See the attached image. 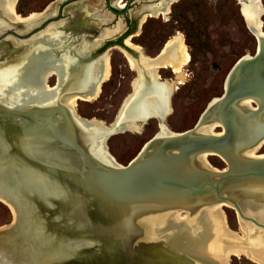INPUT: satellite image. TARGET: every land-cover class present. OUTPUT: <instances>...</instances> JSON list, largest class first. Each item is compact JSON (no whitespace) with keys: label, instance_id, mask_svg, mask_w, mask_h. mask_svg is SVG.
Wrapping results in <instances>:
<instances>
[{"label":"water","instance_id":"95a60500","mask_svg":"<svg viewBox=\"0 0 264 264\" xmlns=\"http://www.w3.org/2000/svg\"><path fill=\"white\" fill-rule=\"evenodd\" d=\"M50 8L17 19L15 9L0 7V77L8 73L25 91L37 42L21 37L45 22ZM244 23L256 40L255 54L234 64L223 94L184 132L166 129L172 94L157 80L159 69H144L147 56L131 47L120 50L135 62L139 87L108 125L80 117L73 107L75 97L94 96L103 84L95 65L77 55L41 74L47 100L0 87L6 91L0 199L14 208L15 224L30 231L22 240L31 244V264H225V255L210 250L214 237L206 217L219 207L233 209L249 232H264L257 218L264 211V157L255 155L264 143V33ZM59 68L64 74L49 87V73ZM153 119L157 133L127 165L117 163L108 140ZM208 157L225 168L212 167Z\"/></svg>","mask_w":264,"mask_h":264},{"label":"rangeland","instance_id":"374dc122","mask_svg":"<svg viewBox=\"0 0 264 264\" xmlns=\"http://www.w3.org/2000/svg\"><path fill=\"white\" fill-rule=\"evenodd\" d=\"M52 1L17 0L16 14L35 16ZM259 1L264 12V0ZM238 3L239 0H177L169 5L170 14L166 18L148 19L140 37L132 40L133 45L143 48L144 55L152 58L175 34L180 33L184 38L190 62L183 70L182 85L177 86L179 89L171 97V111L165 119L170 131L180 133L192 129L208 103L223 94L225 79L234 64L243 56L255 54L256 40L245 26ZM262 22L264 32V15ZM107 56L111 73L101 85L100 95L93 102L78 101L75 107L80 117L106 125L114 120L123 100L131 93L135 76L118 49L110 50ZM161 70L160 76L167 75V71ZM156 131L155 122L150 121L139 134L126 132L113 136L107 142L109 153L117 163L125 166ZM255 154L264 155V143ZM207 161L218 170L225 168V163L217 157H208ZM219 211L224 213L227 228L239 236L232 234L235 239H242L249 233L241 226L233 209L223 207V212ZM12 220L10 211L0 202V227L10 225ZM256 234L263 235L264 232L256 231ZM228 259L227 264H256L246 256H229Z\"/></svg>","mask_w":264,"mask_h":264},{"label":"bare ground","instance_id":"6f19581e","mask_svg":"<svg viewBox=\"0 0 264 264\" xmlns=\"http://www.w3.org/2000/svg\"><path fill=\"white\" fill-rule=\"evenodd\" d=\"M176 1L177 0H168L167 2L161 1L158 4L150 5L146 7L148 12L143 17L142 21H145L146 19H149V18H158L161 16L163 18H166L169 13V8H168L169 5ZM0 2H1L0 7L3 9L5 8L6 11H11V13H13V10L15 9V6L17 4V0H0ZM238 4H239V12H240V15L243 21L245 20L248 23V25H257L259 28H261L263 32L261 18L264 15V12H263V8H262L260 1L259 0H239ZM15 15L17 19H21V17L18 14L15 13ZM35 17H38V16L30 15L28 18L33 19ZM104 18L105 17H103V19ZM111 34H112V30L106 31L103 37L104 38L108 37ZM44 37H45L44 38L45 43L51 44L52 36H44ZM127 45L132 47L131 41H129L128 39H127ZM135 49L137 51H141L139 47H135ZM124 57L127 61V64L130 70L135 72L136 70L135 62L125 53H124ZM153 58H149V57L144 58V61L146 64V67H144V69L148 70V66H149V69H151L150 67L151 65V66H155L153 67V69L155 68V69H160V70L162 69V70L172 71L174 76H176V79H175L176 82L171 83V82L166 81L164 85L167 89V92L173 95L175 88L179 85H182V81L184 79L183 70L190 62V54L185 45L183 36L180 33L175 34V36L170 38L168 42L165 44L160 55L154 59ZM49 65H50V59L47 56L43 57L40 55H36L32 60L33 69L30 70L31 73L27 74L24 77L25 79L20 74V78H23V81L25 80V83L27 84L26 91L24 89L25 87H22V85H20V87H17L16 82L12 81L13 80L12 76L9 75L8 73L5 75L4 74L1 75L0 84L2 85L0 87H3L4 85L8 89L13 90V92L18 91V88L24 89L22 91L23 93L36 97L37 99H39V101H43L45 99L47 100L49 98L43 96L44 94L41 93V89L39 86V81H40L39 78L41 77V74L46 71ZM57 65L60 66L59 63H57ZM95 67H96L95 74H98V76L102 77V83L106 82L108 78L110 77V73H111V63H110L109 56L105 55L102 61L96 64ZM53 74H56L58 75L59 78H61L62 75L64 74V69L59 68V70L56 71V73L55 71H52L49 73V76ZM100 86L97 88V91L94 96L87 95L84 97L83 96L75 97V100L71 101L73 104V107L75 106V103L78 102L79 100L84 101V102L95 101L100 95L99 94ZM138 87H139V83L135 80V82L133 83V89H136ZM2 90L0 88V101H2V97L6 93L5 90L3 91ZM128 97L129 95L126 97V99ZM126 99L123 100L124 102L123 104H121L120 108L126 103L127 101ZM161 104L162 102L159 103L160 106ZM119 110L120 109H118V111ZM96 123L99 125H104L103 123L98 122V121H96ZM165 127L167 130H169L166 125ZM126 128L127 130L124 131L125 133L130 132V133L139 134L141 132L142 125L136 123V124H131L130 126H127ZM258 157L262 158L264 157V155H258ZM0 202L3 203L8 208V210L10 211L13 217V225L11 227H5V228L0 229V264H20V262L23 264H31L29 262V260L32 257V254H31L32 251L30 250L31 244L27 246L26 243L28 242L26 241L24 242L22 240V237L28 238L27 235L30 234V231L21 222L19 224H15L16 219H17V214L11 205H9L6 201L2 199H0ZM219 209L220 207L210 209L206 213L207 215L206 217L210 223L211 233H212V236L214 237L213 241H211L210 243V250L213 252V254L217 257H223L225 255L227 257V261H228L229 256H233L237 258L241 256H246L247 258H249L251 261H253L256 264H264V234L258 235L256 234V231H254L255 234H253L250 231L251 232L250 234V232L248 233L249 230L245 229L244 225L240 223L241 226L245 229L246 233L248 234H245V236L242 239H239V240L237 238L235 239V236H233L226 229L224 215L219 211ZM257 218L260 221L264 222V211H262L261 213H258ZM195 231L198 235H202L201 228H195ZM231 242H236V244L232 246ZM227 244H230V245L227 246ZM27 250L29 251V254L25 257L26 252H28ZM23 257H25L24 258L25 261H23ZM225 264H227V262H225Z\"/></svg>","mask_w":264,"mask_h":264},{"label":"flooded vegetation","instance_id":"af4514ba","mask_svg":"<svg viewBox=\"0 0 264 264\" xmlns=\"http://www.w3.org/2000/svg\"><path fill=\"white\" fill-rule=\"evenodd\" d=\"M161 1L167 2L168 0ZM161 1L141 0L142 3H139V0H53L48 6L37 13L41 14L47 7L51 6L47 12L48 16L45 22L39 24L31 33L21 37V39L26 40L34 37L37 42L34 53L43 57L47 56L50 59L51 65L56 66L57 63L60 65L64 63L63 65L66 66L67 62H69L68 58L72 60L75 55L79 56L80 59H84V62L91 61L90 64L96 65L102 61L104 54L108 55L110 50L118 49L124 56L120 48L126 50L130 48L127 45V39L131 41V48L135 49V47H139L133 45L132 40L140 37L143 26L148 20L142 21L148 12L146 7L158 4ZM103 17L105 18L103 19ZM110 30H112V34L104 38L105 32ZM44 36H52L51 44L45 43ZM167 42L162 44L153 57H156L162 51ZM89 50L90 53L87 55L86 53ZM140 50H142L141 54L144 55L143 48H140ZM75 60L77 62L80 61L76 58ZM161 71H167V75L160 76L159 69L157 80L163 83L166 81L171 83L176 82V76H174L172 71ZM133 73L135 76L131 84V92L137 76L136 70ZM50 81H52L51 86L49 85ZM57 81L58 76L53 74L48 77L47 84L49 87H53ZM178 89L176 87L175 91ZM150 121L155 122L158 130L157 121L154 119Z\"/></svg>","mask_w":264,"mask_h":264}]
</instances>
